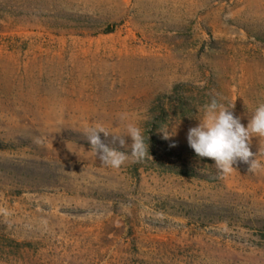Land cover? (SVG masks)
<instances>
[{
    "label": "rangeland",
    "instance_id": "obj_1",
    "mask_svg": "<svg viewBox=\"0 0 264 264\" xmlns=\"http://www.w3.org/2000/svg\"><path fill=\"white\" fill-rule=\"evenodd\" d=\"M213 98L264 103V0H0V264H264V167L187 143ZM134 113L149 156L106 166L86 128L128 152Z\"/></svg>",
    "mask_w": 264,
    "mask_h": 264
},
{
    "label": "clouds",
    "instance_id": "obj_2",
    "mask_svg": "<svg viewBox=\"0 0 264 264\" xmlns=\"http://www.w3.org/2000/svg\"><path fill=\"white\" fill-rule=\"evenodd\" d=\"M234 104H226L213 98L203 106V116L195 127L187 132V143L198 157L211 158L219 174H230L235 168V163L249 164L250 171H258L264 165L254 159L250 150L252 137L264 138V103H260L253 111L247 125L241 123L240 117L233 114ZM147 112V109L144 110ZM146 117L140 113L121 114L122 120H131L126 124V137L131 140L130 151L125 152L110 147L104 143L99 134L107 136L109 133L102 125L86 128L88 142L92 154L106 166L118 169L125 162H140L149 156V142L140 121ZM179 124H164L160 128L164 139L174 136ZM119 144L124 146L125 139H120ZM174 146V145H173Z\"/></svg>",
    "mask_w": 264,
    "mask_h": 264
},
{
    "label": "trees",
    "instance_id": "obj_3",
    "mask_svg": "<svg viewBox=\"0 0 264 264\" xmlns=\"http://www.w3.org/2000/svg\"><path fill=\"white\" fill-rule=\"evenodd\" d=\"M111 31H112V27H107L104 32H111ZM190 152L193 153L194 151L192 149H190ZM176 170H178L177 172L180 173V174H184V175L185 174L186 175H191L192 174V172L190 170L186 169V168H184V169L176 168Z\"/></svg>",
    "mask_w": 264,
    "mask_h": 264
}]
</instances>
